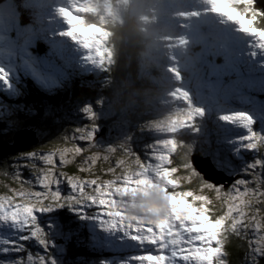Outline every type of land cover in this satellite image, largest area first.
I'll return each instance as SVG.
<instances>
[{
	"label": "snow or ice",
	"instance_id": "snow-or-ice-1",
	"mask_svg": "<svg viewBox=\"0 0 264 264\" xmlns=\"http://www.w3.org/2000/svg\"><path fill=\"white\" fill-rule=\"evenodd\" d=\"M207 2L213 13L234 24L240 33L251 38L256 49L264 52V9L257 7V0ZM56 11L67 25L61 35L86 51V61L108 70L112 53L103 46L107 33L78 15L90 9L82 3H73ZM167 70L180 79L175 68ZM0 82L8 85L3 69H0ZM170 95L183 101L186 107L145 125L162 135L148 146L143 156L130 147L127 138L103 147L96 143L95 114L86 105L82 111L92 123L72 129L71 135L61 138L71 147H44L22 153L3 165L5 174L12 175L20 186L0 195V222H10L18 229L16 238L0 241V256L23 252L27 258L0 259V264H50L48 241L39 218L50 209L64 205L105 209L95 212L101 223L118 230L140 247L139 254L130 257L127 264H228L227 245L233 237L247 241L244 264H261L264 260V136L249 130L247 136L240 138L242 146L256 154L246 169L235 176L241 178L232 179L229 184L223 182L224 177L213 180L194 167L187 149L177 138L181 130L191 127L203 115L202 110L192 107L188 93L180 88ZM219 119L239 121L244 127L252 123L244 113L224 114ZM77 141L87 147L79 146ZM89 152L92 154L86 155ZM57 156L61 167L81 157L79 171L90 178L57 173L54 160ZM113 156L115 166L109 163L107 171H93L98 160L108 162ZM24 169L30 170L41 190L33 191L32 180L22 178ZM65 181L71 190L68 195H62L60 188ZM150 191L159 194L161 205H146L138 199ZM29 240L37 242L42 252H29L24 247Z\"/></svg>",
	"mask_w": 264,
	"mask_h": 264
},
{
	"label": "rangeland",
	"instance_id": "rangeland-1",
	"mask_svg": "<svg viewBox=\"0 0 264 264\" xmlns=\"http://www.w3.org/2000/svg\"><path fill=\"white\" fill-rule=\"evenodd\" d=\"M4 2L8 4L4 7L12 8L15 5L14 0ZM27 2L28 8L23 6V12L28 14L27 17L32 25L22 27V16L17 11L14 14L13 11L5 14L0 12V69H3L8 76L7 86L0 82V121H4V125L0 126V134L13 130L12 125L20 123V113H24L22 110L24 108L13 101L21 93L18 89L19 83H22L26 89L32 86L33 89L49 95L51 87L56 88L60 85L67 70L76 68L79 72L87 74L99 71L101 68L84 59L87 53L79 44L61 35L67 30V25L56 10L60 7H71L73 3H82L89 8L90 11L78 15H83L89 24L99 25L107 33L103 46L112 53L109 44L111 32L106 25L118 21L117 10L125 0H99V2L98 0H58L50 7L45 1L27 0ZM155 2L159 4L160 0ZM166 4L171 13L161 22L162 30L167 33L162 37V46L167 57L166 69L173 67L180 76L177 80L167 70L175 79L172 80L166 95L160 97L147 109L128 113L114 109L109 97L99 91L92 99L68 104L66 107L59 105L57 110L47 106L45 114L52 115L58 111V116H62L68 122L64 125L67 123L64 122L65 120L60 122L59 117L56 118L57 124L62 123L65 128L66 126L70 128L67 133L61 134L63 137L66 134L71 135L72 129L92 123L82 111L87 105L95 114L96 143L103 147L122 142L127 138L130 147L143 156L148 146L154 144L162 135L145 125L164 118L174 110L186 107L183 101L175 100L170 95L174 89L180 88L188 93L191 106L200 108L203 115L198 117L191 127L181 130L177 138L183 142L181 136L188 135L190 141V148L187 147L190 151L188 154L197 152L202 156L212 154L210 156L212 163H215L214 166L225 176L233 179L241 178L235 176L246 169L256 154L244 148L240 138L247 136L249 130L264 136V98L258 99L255 96L256 93L264 91V52L256 49L251 38L240 33L234 24L213 13L207 0H166ZM88 14L93 15L94 18H89ZM154 20V16L145 18L146 22ZM201 26H205L206 31L200 30ZM35 37L50 48L51 66L45 56H41V60L37 56L39 53L36 54L34 51ZM195 46L201 47L200 52L190 54V50ZM218 54L224 57L222 63L212 62L204 66L202 58L206 57L207 60L208 55L215 57ZM239 64L244 65V72L238 69ZM228 73H230L229 82L225 79ZM256 90L258 91L255 92ZM61 111H65L64 114L61 115L59 113ZM230 113H244L252 123L244 127L239 121L226 122L219 119L220 115ZM29 130L33 133L37 132L36 128ZM214 137L215 140H212ZM195 143L196 146L193 145ZM77 144L87 147L84 142L77 141ZM57 146L71 147L63 142ZM40 149L42 148L38 147L34 150ZM22 153L28 152L17 151L16 154L4 156L8 158L9 164ZM91 154L89 152L86 155ZM54 160L57 173L62 171L67 175L90 178L87 173L79 171L81 157L62 167L58 156ZM109 163L115 166L116 157H111L108 162L98 160L93 171H107ZM38 166L42 167V165ZM70 167H75L76 170L70 171ZM11 171L9 168L8 172ZM2 174L4 177L0 176V195L9 194V189L20 186L12 175L5 174L4 170ZM7 176L8 179L5 178ZM22 178L32 180L33 191L41 190L30 170L24 169ZM224 182L228 183L227 180ZM60 188L62 195L71 192L66 181L60 185ZM60 210L64 211L63 214L69 215L66 222L69 230L61 224ZM103 211L105 209L97 206H93L92 209H78L64 205L42 214L39 222L48 241L47 255L51 257L50 264H74L66 257L68 238L75 239L76 242L78 239L82 240L87 248L86 253L90 256V252H100L89 259L79 255L78 264H127L130 257L139 254L140 247L136 242L128 239L118 230L106 228L101 223L95 212ZM67 231L70 233L68 234ZM78 232L82 235H78ZM17 235L18 229L14 225L10 222H0V241L14 239ZM24 247L33 254L42 252L37 242L32 240L26 241ZM30 247L35 248V252L31 251ZM20 256L26 259L27 253L10 252L6 257L0 256V259L14 260Z\"/></svg>",
	"mask_w": 264,
	"mask_h": 264
},
{
	"label": "clouds",
	"instance_id": "clouds-1",
	"mask_svg": "<svg viewBox=\"0 0 264 264\" xmlns=\"http://www.w3.org/2000/svg\"><path fill=\"white\" fill-rule=\"evenodd\" d=\"M171 13L166 0H125L117 10L118 21L112 25L111 44L115 65L111 78L109 102L114 109L128 113L149 108L171 87V76L166 69V53L161 22ZM155 17L146 22L145 18ZM128 40L131 49L123 70H118L121 49ZM146 205H161L163 202L155 191L138 197Z\"/></svg>",
	"mask_w": 264,
	"mask_h": 264
},
{
	"label": "trees",
	"instance_id": "trees-1",
	"mask_svg": "<svg viewBox=\"0 0 264 264\" xmlns=\"http://www.w3.org/2000/svg\"><path fill=\"white\" fill-rule=\"evenodd\" d=\"M22 2H23L22 0H14L15 5L17 6V8H19V11H21L23 23L27 24L29 22V19L27 15L24 14L23 8L20 6ZM257 7L262 9V7L259 5H257ZM88 17L94 18V16L91 14H88ZM109 24L106 25V28L111 32L109 44L112 47V63L110 65V68L108 70H104L103 68H101L99 71H97V76H94V73H90V74L83 76L75 71L73 72L68 71L65 73L66 82L61 81L58 87L56 88L54 87L51 89L49 95L42 93L40 90H37L35 88L33 89L32 86H29V88L26 89L25 87H22L19 85V90L21 91V93H19L18 97L16 99H13V101L17 103L18 106H22L24 108L22 109L24 113L22 114L20 113V120H19L20 123H14V125H12L13 130L9 131V133L6 132V133L0 134V140L12 143L14 134L15 132H17V130L21 128H36L37 129L36 136L38 139L37 143H35L33 146L29 148L21 150V152H29L38 147H41V148L56 147L57 145H60L62 143L61 134L67 133L70 128L69 126H66L67 128H65L62 125V123H58V124L56 123L57 117H59L60 122L62 120H65L63 119L62 116L60 115L58 116V111H55V113L52 115H49V114L46 115L45 108L47 106L51 107L53 110H57V107L59 105L66 107L68 104H76V102H80L85 99H92L99 91H101L103 95H107L109 97L111 78L113 75V67L116 63L114 60L113 46L111 44L112 25L115 23H109ZM40 46L41 44L38 43V47ZM33 49L36 52V54H38L39 52L38 48H33ZM130 49H131V44L128 40H126L121 49L120 63L117 66L118 70H123L124 63H125V60L127 59V55ZM198 50H200V48L197 49V51ZM46 58L49 61V64L51 66L52 64L49 60V55H47ZM258 98H264V91L262 92V95H259ZM19 109L20 107H18V110ZM64 112L65 111H61L59 113L62 115L64 114ZM135 112L137 113V111ZM64 122H67V121L65 120ZM67 124L68 122L64 125H67ZM2 125H4V121L3 122L0 121V126ZM181 137L183 138L182 143L187 149V154H188V152H190L187 148L190 145L189 136L183 134ZM212 140H215V137L212 138ZM193 145L196 146L197 143ZM188 155L191 156L190 154ZM211 155L205 154L203 156H207L210 159H212L210 157ZM179 159H177V161ZM6 164H8V158L4 156L0 159V176L2 177H4V174H2L4 170L3 165H6ZM69 170L75 171L76 169L75 167H70ZM5 178L8 179V176ZM192 187H196V186L192 185ZM63 212H64L63 210L59 211V216L61 218V224L65 229L69 230L68 223H66L67 217L69 215L67 213L63 214ZM68 232L69 231H67V233ZM78 235H82V234L78 232ZM76 241L77 240L75 239L68 238L69 244H67L66 257L70 259L72 263L78 264L79 255H84L85 258L89 259V258H93L92 257L93 255L96 256L97 253H100V252H95V253L90 252L91 254L90 256L88 253H86L87 248L84 246L82 240L78 239V242ZM246 247H247L246 240H240V239L233 237L230 243L227 245L228 264H244ZM30 250L35 252V248L33 247H30ZM261 264H264V260L261 261Z\"/></svg>",
	"mask_w": 264,
	"mask_h": 264
},
{
	"label": "water",
	"instance_id": "water-1",
	"mask_svg": "<svg viewBox=\"0 0 264 264\" xmlns=\"http://www.w3.org/2000/svg\"><path fill=\"white\" fill-rule=\"evenodd\" d=\"M257 5L264 9V0H257ZM0 11L2 13H6L10 12L11 9L3 8L1 5ZM29 129L31 128H22L15 132L12 143L0 140V159L4 157L5 154L16 153L17 151L29 148L37 143L38 139L36 133H33ZM190 158L194 164V167H196L198 171H201L203 174L213 180L222 179L224 177L223 182L227 180L228 183H224L229 184L233 179V177L225 176L221 170H218L209 157H203L197 152L196 154H192Z\"/></svg>",
	"mask_w": 264,
	"mask_h": 264
},
{
	"label": "bare ground",
	"instance_id": "bare-ground-1",
	"mask_svg": "<svg viewBox=\"0 0 264 264\" xmlns=\"http://www.w3.org/2000/svg\"><path fill=\"white\" fill-rule=\"evenodd\" d=\"M39 1H45L49 5V7H50L51 5H53L54 3H56L58 0H39Z\"/></svg>",
	"mask_w": 264,
	"mask_h": 264
}]
</instances>
